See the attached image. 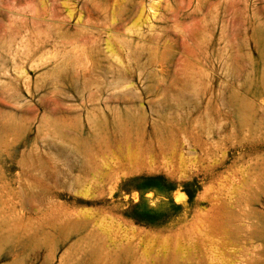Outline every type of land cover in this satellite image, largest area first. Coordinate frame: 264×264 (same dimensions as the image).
Listing matches in <instances>:
<instances>
[{"label": "rangeland", "instance_id": "1", "mask_svg": "<svg viewBox=\"0 0 264 264\" xmlns=\"http://www.w3.org/2000/svg\"><path fill=\"white\" fill-rule=\"evenodd\" d=\"M0 264H264V0H0Z\"/></svg>", "mask_w": 264, "mask_h": 264}, {"label": "trees", "instance_id": "2", "mask_svg": "<svg viewBox=\"0 0 264 264\" xmlns=\"http://www.w3.org/2000/svg\"><path fill=\"white\" fill-rule=\"evenodd\" d=\"M190 198H191V195H190ZM147 214H145L144 213V215H143V213L142 214H137L138 216H136V215H134V217H136V219H140V220H143V219H145L144 217H147L148 216V214H150L149 212H146Z\"/></svg>", "mask_w": 264, "mask_h": 264}]
</instances>
